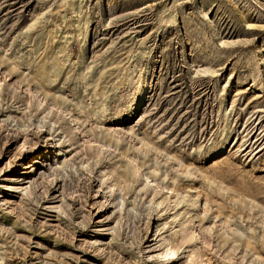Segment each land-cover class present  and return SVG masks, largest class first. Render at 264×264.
Listing matches in <instances>:
<instances>
[{
	"label": "rangeland",
	"instance_id": "rangeland-1",
	"mask_svg": "<svg viewBox=\"0 0 264 264\" xmlns=\"http://www.w3.org/2000/svg\"><path fill=\"white\" fill-rule=\"evenodd\" d=\"M0 264H264V0H0Z\"/></svg>",
	"mask_w": 264,
	"mask_h": 264
}]
</instances>
